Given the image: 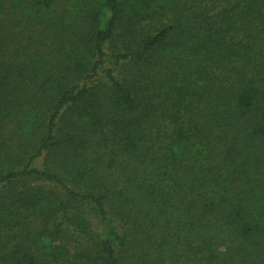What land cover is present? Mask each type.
Segmentation results:
<instances>
[{
    "label": "trees",
    "instance_id": "16d2710c",
    "mask_svg": "<svg viewBox=\"0 0 264 264\" xmlns=\"http://www.w3.org/2000/svg\"><path fill=\"white\" fill-rule=\"evenodd\" d=\"M0 264H264V0H0Z\"/></svg>",
    "mask_w": 264,
    "mask_h": 264
}]
</instances>
